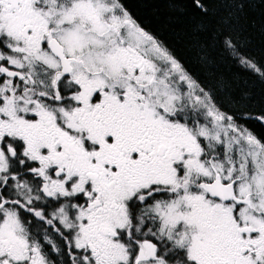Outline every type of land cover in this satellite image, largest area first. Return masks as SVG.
I'll use <instances>...</instances> for the list:
<instances>
[{"label": "snow or ice", "instance_id": "snow-or-ice-1", "mask_svg": "<svg viewBox=\"0 0 264 264\" xmlns=\"http://www.w3.org/2000/svg\"><path fill=\"white\" fill-rule=\"evenodd\" d=\"M141 2L190 59L130 0H0V264H264V0Z\"/></svg>", "mask_w": 264, "mask_h": 264}, {"label": "trees", "instance_id": "trees-1", "mask_svg": "<svg viewBox=\"0 0 264 264\" xmlns=\"http://www.w3.org/2000/svg\"><path fill=\"white\" fill-rule=\"evenodd\" d=\"M133 11L145 22L149 23L150 26L158 32L165 40H167L173 47L176 48L177 53L184 57L185 59L191 58V53L182 44L176 42V38L173 29L189 27L187 21L183 23H178L176 21H170L169 16L171 15L167 9L166 4H144L141 0H130L129 5ZM258 15V14H257ZM250 41L248 47L251 49L254 55L259 56L264 53V37H262L257 29L252 27H247L244 37ZM215 64L213 69L219 74H232L235 72H240L238 68L231 64L230 61L222 59L218 54L214 53ZM243 76V74H242ZM247 78V77H243Z\"/></svg>", "mask_w": 264, "mask_h": 264}]
</instances>
